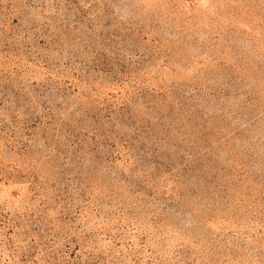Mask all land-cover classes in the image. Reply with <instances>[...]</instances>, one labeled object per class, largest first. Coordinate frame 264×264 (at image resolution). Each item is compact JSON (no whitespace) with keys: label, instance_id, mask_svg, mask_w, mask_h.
Listing matches in <instances>:
<instances>
[{"label":"rangeland","instance_id":"obj_1","mask_svg":"<svg viewBox=\"0 0 264 264\" xmlns=\"http://www.w3.org/2000/svg\"><path fill=\"white\" fill-rule=\"evenodd\" d=\"M0 264H264V0H0Z\"/></svg>","mask_w":264,"mask_h":264}]
</instances>
